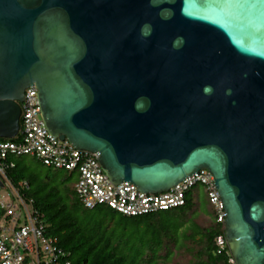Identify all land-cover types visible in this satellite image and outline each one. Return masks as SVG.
<instances>
[{
  "label": "water",
  "instance_id": "water-1",
  "mask_svg": "<svg viewBox=\"0 0 264 264\" xmlns=\"http://www.w3.org/2000/svg\"><path fill=\"white\" fill-rule=\"evenodd\" d=\"M45 129L113 185L206 171L235 264H264V0H0V140Z\"/></svg>",
  "mask_w": 264,
  "mask_h": 264
},
{
  "label": "trees",
  "instance_id": "trees-1",
  "mask_svg": "<svg viewBox=\"0 0 264 264\" xmlns=\"http://www.w3.org/2000/svg\"><path fill=\"white\" fill-rule=\"evenodd\" d=\"M9 162L14 167L8 178L28 184L25 196L41 216L45 236L64 253L61 264H235L224 226L200 185L186 193L182 207L126 217L106 206L85 209L75 190L77 172L54 170L28 156Z\"/></svg>",
  "mask_w": 264,
  "mask_h": 264
},
{
  "label": "built area",
  "instance_id": "built-area-1",
  "mask_svg": "<svg viewBox=\"0 0 264 264\" xmlns=\"http://www.w3.org/2000/svg\"><path fill=\"white\" fill-rule=\"evenodd\" d=\"M24 97L16 137L19 141L0 142V211L7 224L0 227V264H61L65 256L54 241L45 236L41 216L25 196L28 184L20 182L15 185L8 178L7 171L14 167L8 161L9 157L28 156L54 170L77 172L75 190L85 209L106 206L126 217L182 207L186 193L200 185L205 188L217 223L224 225V210L213 179L206 171L186 178L169 192L159 195L141 194L129 183L113 185L103 173L97 154L77 151L67 141H59L48 133L41 119L35 87L26 89ZM223 243V237H219L217 245ZM62 264L69 263L64 261Z\"/></svg>",
  "mask_w": 264,
  "mask_h": 264
},
{
  "label": "rangeland",
  "instance_id": "rangeland-1",
  "mask_svg": "<svg viewBox=\"0 0 264 264\" xmlns=\"http://www.w3.org/2000/svg\"><path fill=\"white\" fill-rule=\"evenodd\" d=\"M0 141H1V140H0ZM10 160H11V158L9 157L8 161H10ZM7 200H8V199H7ZM7 200H5V201L7 202ZM2 215H3V213L0 211V227H1V228L5 227V226L7 225L5 219H2V218H1ZM22 225H23V222L20 223V226H22Z\"/></svg>",
  "mask_w": 264,
  "mask_h": 264
},
{
  "label": "clouds",
  "instance_id": "clouds-1",
  "mask_svg": "<svg viewBox=\"0 0 264 264\" xmlns=\"http://www.w3.org/2000/svg\"><path fill=\"white\" fill-rule=\"evenodd\" d=\"M14 140V139H13ZM2 141H12V140H2Z\"/></svg>",
  "mask_w": 264,
  "mask_h": 264
}]
</instances>
